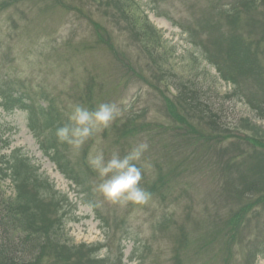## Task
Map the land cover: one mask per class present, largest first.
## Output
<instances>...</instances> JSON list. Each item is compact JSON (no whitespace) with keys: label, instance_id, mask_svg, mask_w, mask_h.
<instances>
[{"label":"rangeland","instance_id":"374dc122","mask_svg":"<svg viewBox=\"0 0 264 264\" xmlns=\"http://www.w3.org/2000/svg\"><path fill=\"white\" fill-rule=\"evenodd\" d=\"M135 1L161 37L154 52L138 45L123 21L114 24L103 14L105 7L89 0H0V147L11 160L27 159L40 182L46 179L60 195L54 200L68 198L70 218L65 229L70 242L99 247L97 255L108 258L107 264H174L181 227L165 223L166 217L184 227L189 239L197 232L219 231L239 207L229 195L242 186L240 176L243 182L254 179L258 187L264 184L260 179L264 121L250 104L263 97L256 82L264 75L256 82L250 79V86L240 82L238 88L221 80L202 49L193 44L200 38L207 43L200 26L214 25L212 17L221 9L225 12L239 4L237 8L243 9L246 0H219L216 13L208 0ZM249 1L259 6L260 25L252 30L251 41L263 39L258 57L264 73V0ZM227 23L223 18L220 24L224 34ZM92 25L101 27L100 35L104 30L108 33L115 53L98 41ZM221 61L227 64L228 58ZM87 86L93 91L90 104ZM183 87L199 90L214 129L207 128V119L199 121L191 113L179 111L183 121L170 118L164 97L174 100ZM14 94L26 103L33 99L38 115L33 119L38 123L48 124L58 113L61 122L55 123L56 129L68 123L70 104L93 110L110 103L119 115L108 128L94 133L78 154L68 146L61 157L62 172L51 159L52 147L50 154L43 153L40 135L29 128L28 112L11 104ZM47 103L56 108L49 121L40 115ZM129 121L135 122V133L123 137L121 129H133ZM51 131L47 137L56 138ZM139 143L148 145L137 162L142 171L140 187L150 193L148 201L134 205L103 200L94 190L101 178L88 165L89 152L102 149L107 159L113 152L123 156ZM11 189L9 181L1 186L7 197ZM257 213L246 216L237 237L226 245L227 263L221 251L223 235L208 250L194 252L190 247L178 255L184 264H264V210L259 207ZM156 225L164 226V232ZM145 247L153 253L142 263L137 257Z\"/></svg>","mask_w":264,"mask_h":264},{"label":"trees","instance_id":"16d2710c","mask_svg":"<svg viewBox=\"0 0 264 264\" xmlns=\"http://www.w3.org/2000/svg\"><path fill=\"white\" fill-rule=\"evenodd\" d=\"M89 1L105 7L103 14L108 15L114 24L117 25L118 22L123 21L126 24V30L131 33L138 45H141L146 51L151 53L158 46H161V37L155 28L150 25L147 17L141 14L140 5L135 0ZM149 1L157 2V0ZM218 1L208 0L209 4L212 5L211 10L213 13H216V8L219 9ZM249 3L250 1L246 0L242 5L243 9L237 8L240 4L238 6L234 5L228 10L225 9V6H222L225 12L221 9L220 12H217V16H210L213 18L214 25L209 28L200 26L201 33L207 35V43L204 41L205 44H203L202 38L199 42H193L202 49L205 59L216 69L219 78L238 88L240 82H247V86H250V79L255 81V79H261L264 75L263 67L259 62L260 57H258V50L263 39L258 38L257 41H251L252 30L258 24L260 25V21L256 19L259 6L256 3ZM252 13L254 16H252ZM243 14L248 20H242L241 15ZM223 18L228 20L226 34L221 32L220 27ZM92 27L96 32L98 41L115 53L108 33L104 30V34L100 35L98 32L101 27L94 25ZM212 48H214V53H212ZM223 56L228 58L227 64L221 61ZM154 63L158 64L159 61ZM256 83L259 86L261 85L262 88L260 87V89L263 97L252 99L253 101L250 100V104L251 108L255 109L258 117L264 121V80L261 79ZM85 92L90 104V101L93 100V91L87 86ZM43 98L48 99V95H43ZM10 101L12 105L28 112L29 128L32 131L37 130L38 136L40 135L42 140L40 145L43 153L50 154L52 147L53 158L51 159L64 172L65 164L61 161V157L68 153V145L59 143L56 138L47 137L52 128L56 130L55 123L61 122L58 119V113L56 118L53 117V120L49 121V117H52L51 113L56 112L55 106L48 104L52 102V99H49L48 105L46 104L47 106L43 110H40L41 116L49 118L48 124L45 120L38 123L36 119H33V116H38L37 107H34L35 105L32 102L33 99L30 100V103H26L24 98L22 100L14 94ZM164 106L173 121H183L179 116V111H181L186 115L191 113L190 117H197L199 121L202 120L201 117H204L207 119V128H215L214 119L212 120L210 116L207 118L208 112L203 108L198 89L183 87L181 90H177L174 100L164 97ZM48 109L49 111L46 112ZM198 115L202 116L199 117ZM134 123V121L128 123L133 125L131 126L133 129L120 130L123 137L135 133L136 126ZM186 126L188 130H193L190 125L186 124ZM44 130L45 135L42 137L41 133ZM20 158L14 157L11 160L2 154L0 147V264H107L108 258L103 259L97 255L100 250L99 247L88 244L76 245L69 241L65 229L70 218L67 211V206L70 204L68 198L63 195L59 200H54L53 196L58 194L55 193L53 186L46 179L40 182L41 179L36 174V169L26 163L27 159L22 158V160ZM19 159L22 161H19ZM260 179L264 181V176L261 175ZM6 181H9L12 186V195L8 197L1 190V186ZM239 181L242 186H232L234 188L230 191L233 190V192L229 195L239 207L231 211L225 225L219 231L197 232L193 234V239H189L187 233H184L186 232L184 227L174 223L170 217H166L165 223L175 225L177 228L181 227V235L179 240L176 241L174 249V264L185 263L182 256H179L182 255L183 250L190 247L191 250H193V247L196 249L193 250L194 252L208 250L222 235L225 238V245L221 251L225 255L224 261L228 262L230 249L226 245L230 246V243L237 237L238 231L246 222V216L257 213L259 207L264 210V184L258 187L260 184L254 179L243 182V176H240ZM45 194L49 195L50 199H47ZM155 228L161 230L160 232H164V226L162 225H156ZM143 251L145 253L141 254V257H137V260L145 263L146 258L153 252L150 247L143 248Z\"/></svg>","mask_w":264,"mask_h":264},{"label":"clouds","instance_id":"9594fccd","mask_svg":"<svg viewBox=\"0 0 264 264\" xmlns=\"http://www.w3.org/2000/svg\"><path fill=\"white\" fill-rule=\"evenodd\" d=\"M69 107L68 123L57 127L55 136L59 143L70 146L76 154L94 133L108 128L119 115L116 106L110 103H101L93 110L80 104ZM147 148L146 143H139L127 154L121 156L113 152L107 159L102 149L89 152L88 165L101 178L94 190L103 200L134 205L148 201L150 193L140 187L142 171L137 166Z\"/></svg>","mask_w":264,"mask_h":264}]
</instances>
